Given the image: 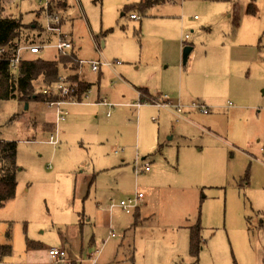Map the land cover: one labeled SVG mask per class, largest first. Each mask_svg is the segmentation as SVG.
<instances>
[{
    "label": "rangeland",
    "instance_id": "1",
    "mask_svg": "<svg viewBox=\"0 0 264 264\" xmlns=\"http://www.w3.org/2000/svg\"><path fill=\"white\" fill-rule=\"evenodd\" d=\"M139 1L53 0L52 17L48 0H1L4 15L39 27L18 45L41 51L24 57L54 60L64 40L83 61L120 63L101 74L64 70L93 85L81 102L75 89L79 103L60 123L45 100L0 101V140L16 143L20 168L14 198L0 206V245H11L0 264H53L51 248L65 251L58 264H264V53L262 64L241 63L254 59L260 37L264 46V0H160L124 11ZM185 35L192 50L183 63ZM240 43L256 47L253 55ZM209 66L218 82L211 96L200 83ZM150 85L184 106L205 101L210 115L159 109L134 89ZM138 190V209H109ZM198 221L203 243L193 258L188 227Z\"/></svg>",
    "mask_w": 264,
    "mask_h": 264
},
{
    "label": "trees",
    "instance_id": "2",
    "mask_svg": "<svg viewBox=\"0 0 264 264\" xmlns=\"http://www.w3.org/2000/svg\"><path fill=\"white\" fill-rule=\"evenodd\" d=\"M159 2L160 0H140L138 3L124 8V11L129 12L137 9L140 12H145L148 7L157 5ZM46 9L50 16H54L53 0H48ZM33 28L39 29L37 24L23 22L21 15H4V8L0 0V47H6L9 50L15 49L16 43L28 39V35L24 36V32L30 29L34 30ZM102 36H104L103 33L99 37ZM77 61L75 54L71 51L57 52V57L54 60H45L39 57L23 58L15 69H12L8 62L0 61V101L16 100L24 104L27 101L29 103V101L46 100L41 92L35 91L33 83L41 79L43 85L49 86L55 83L61 74L66 73L64 70L76 73ZM70 76L77 83L75 94L81 101L83 95L90 89L91 83L78 81L77 74H70ZM16 148L14 141L0 140V206L13 199L16 193V174L20 170L16 159ZM243 179H248V172L244 174ZM188 229L189 254L193 258H197L203 243L199 221L195 225L189 226ZM10 254L11 245L9 243L0 245V261Z\"/></svg>",
    "mask_w": 264,
    "mask_h": 264
},
{
    "label": "built area",
    "instance_id": "3",
    "mask_svg": "<svg viewBox=\"0 0 264 264\" xmlns=\"http://www.w3.org/2000/svg\"><path fill=\"white\" fill-rule=\"evenodd\" d=\"M130 17L133 19L137 18L135 15H130ZM186 40H187V35H185L181 39L182 46L185 45ZM56 46H57V50L63 53L68 52V50L71 48L70 43L64 40L63 41L58 40ZM21 50H22V57H21ZM25 51H28L30 54H37L40 51V47L38 45H27L26 47H22L21 49L18 43L15 44V49L13 48L11 50H9L6 47H0V61L8 62L9 66L12 69H15L17 65L19 64L20 60L24 58L23 52ZM119 63H120L119 61H115V60L110 61L106 59L90 60V61L79 60L77 61L78 69L76 73L79 74L82 68H84L85 66L89 67L92 72H99V70L102 67L111 69L113 66ZM66 74L67 73L61 74L55 83L49 86H46L39 91L42 93L43 96L46 97V100L43 103L48 104L49 106H52L55 108V115H56L57 123H60L66 120L67 111L65 110V107L68 104L75 103L72 99V96H73L75 89L77 88V83L75 82L76 86H74V83L70 82V78H71L70 74L68 75ZM153 104H155L158 108H172L177 113L181 112L183 109H186L185 108L186 106H183L179 103L172 105L166 99H164L162 102L153 101ZM136 105L137 107H139L141 104L137 103ZM187 109L188 110L197 109V110H200L204 114L208 113V108H206V106H204L203 104L197 101L192 102L190 105H188ZM152 120L154 119L152 118ZM49 142L51 144L56 143L55 138L52 134L49 137ZM148 170H149L148 166L143 167V171H148ZM138 171H139V168L136 169V172ZM141 198H143V193L138 190L134 193L132 197L127 198L126 200L122 199L118 203L114 199H111L110 207L111 208L120 207L126 213H130L136 208H138ZM48 254L53 264H58L59 262H66L67 257L63 249L51 248L49 249Z\"/></svg>",
    "mask_w": 264,
    "mask_h": 264
},
{
    "label": "crops",
    "instance_id": "4",
    "mask_svg": "<svg viewBox=\"0 0 264 264\" xmlns=\"http://www.w3.org/2000/svg\"><path fill=\"white\" fill-rule=\"evenodd\" d=\"M65 1V3H66V8L68 7L67 6V2H66V0H64ZM62 3H64V2H62ZM253 12H255V9L253 10ZM69 21H71V18H69V20H68V22ZM263 33H264V28H263ZM103 37V36H102ZM52 39H50V38H47L45 41H51ZM242 46H244V48L246 49L245 51V53H244V55L246 54H248V55H253L252 54V50L254 49V51H255V48L257 47V52H254V59H251V60H243V61H241V63H245V64H247V66H252V64L253 65H256L257 64V62H259L260 64H262V62H261V54L262 53H264V50H261V48H264V46H262L261 44H262V39H261V37H260V39H259V41H258V43H257V46L256 47H254L253 45H251V44H244V43H240ZM37 45V44H36ZM39 46V45H38ZM102 46H103V42H102ZM183 46H189V47H191L188 43H187V40H186V43H185V45H183ZM40 47V46H39ZM75 45L73 44V48L75 49ZM98 47V46H97ZM191 50H192V48H191ZM190 50V51H191ZM40 51H41V47H40ZM40 51L38 52V53H40ZM78 51H79V48H78ZM190 51H189V53H190ZM71 52H73L74 54H75V56H76V59L79 61V60H82L81 58H79L78 57V54H77V52L75 53V50L74 51H71ZM37 53V54H38ZM31 56H33V55H36V54H30ZM189 55V54H188ZM188 57V56H187ZM24 58H26V57H24ZM226 59V64L227 65H229V66H231V65H233V63H235L236 61L235 60H232V59H230V58H225ZM96 60H100V59H96ZM186 60H187V58H186ZM263 60H264V56H263ZM186 62V61H185ZM183 63H184V61H183ZM116 67V65L115 66H113L111 69H114ZM102 69V68H101ZM99 70V73L101 74V71L102 70ZM105 69V68H104ZM88 71L89 70H86L84 73H85V78H86V80L88 81ZM90 81V80H89ZM91 82V81H90ZM96 82H98V80L96 81ZM200 83L202 84V85H204V86H207V87H209L212 91H210V90H208L207 88H205V94L206 95H208V96H211V95H213L214 94V90H216V88H217V79H216V75L214 74V72H213V68L211 67V66H209L208 68H205V69H203V72H202V74L200 75ZM93 85V82H91V86ZM214 85L216 86V87H214ZM91 88V87H90ZM163 88V87H162ZM161 88V86L160 87H153V86H143V88H140V87H134V89H135V91H136V94H137V92L139 91L140 92V95L142 94L141 92H143V94H146V95H148L151 99H154V100H156V101H159V102H162L164 99H166L167 101H169L172 105H174V104H181L179 101L178 102H173V101H171L170 100V98H172V99H174L173 98V96H171V95H169L170 96V98L168 99L165 95V97L164 96H162L163 95V89ZM90 90V89H89ZM87 93V92H86ZM86 96V95H85ZM162 96V97H161ZM161 98V99H160ZM102 100V98L101 97H98V99H97V102H100ZM102 101H104V99L102 100ZM141 101H142V98H141ZM197 102H200L201 104H203L204 106H206V108H208V113L207 114H204V113H202L204 116H209L210 115V110H209V106H207L206 104V102L205 101H203V102H201V100L199 101V99L198 100H196ZM81 102V101H80ZM192 102H195V101H192ZM192 102H190L188 105H190ZM33 102H29L28 104H27V107L30 105V104H32ZM75 103H79V101L78 102H75ZM71 104H73V103H71ZM152 105H155V104H152ZM182 105V104H181ZM187 105V106H188ZM184 106V105H183ZM187 106L185 107L186 109H184L183 110V113L182 114H185V113H190L189 111H188V109H187ZM231 106V103L229 102L228 103V107H230ZM140 107V106H139ZM158 108V107H157ZM159 109H162V108H159ZM172 109V108H171ZM192 110V109H191ZM175 111V110H174ZM176 112V111H175ZM177 113V112H176ZM35 122L36 123H40L41 125H39L40 127L41 126H45V127H49L51 130H52V128H53V124H51L50 122H48L47 120H43L42 122L41 121H36L35 120ZM45 131H49V130H46V129H44ZM50 130V131H51ZM76 184V183H75ZM76 186V185H75ZM89 187H90V185H88L87 186V188H86V193H85V196H84V199H86L87 197H88V195H89V193H90V191H89ZM76 188V187H75ZM76 190V189H75ZM113 208H115V207H110V203H109V209H113ZM138 209V208H137ZM135 216H136V220H138V224H140V222H139V220L141 219V214H139V212H137V213H135L134 214ZM145 218H142V221L144 220ZM111 236L113 237L114 236V233H111ZM96 253L98 252L97 250L95 251ZM94 254V253H93ZM92 254L90 253L89 254V258H90V256H91ZM3 260V259H2ZM1 260V261H2ZM0 261V262H1Z\"/></svg>",
    "mask_w": 264,
    "mask_h": 264
},
{
    "label": "water",
    "instance_id": "5",
    "mask_svg": "<svg viewBox=\"0 0 264 264\" xmlns=\"http://www.w3.org/2000/svg\"><path fill=\"white\" fill-rule=\"evenodd\" d=\"M190 50H191V47H189V46L184 47L183 52H182V61H184V62L186 61V58H187ZM25 107H27V104H25Z\"/></svg>",
    "mask_w": 264,
    "mask_h": 264
}]
</instances>
